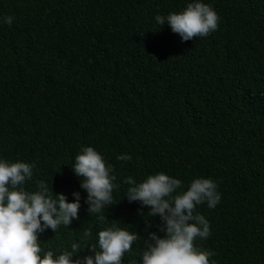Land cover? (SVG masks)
Here are the masks:
<instances>
[{"label": "trees", "instance_id": "obj_1", "mask_svg": "<svg viewBox=\"0 0 264 264\" xmlns=\"http://www.w3.org/2000/svg\"><path fill=\"white\" fill-rule=\"evenodd\" d=\"M188 2L0 0V157L34 164L30 191L44 180L69 201L80 193L78 218L40 234L42 250L95 244L116 224L137 235L122 264H138L164 221L130 202L123 180L162 171L185 187L217 182L216 207L197 206L211 234L194 241L212 264H264V0H204L217 29L181 42L155 16ZM84 146L117 177L98 214L71 167ZM91 254L85 246L71 258Z\"/></svg>", "mask_w": 264, "mask_h": 264}, {"label": "clouds", "instance_id": "obj_2", "mask_svg": "<svg viewBox=\"0 0 264 264\" xmlns=\"http://www.w3.org/2000/svg\"><path fill=\"white\" fill-rule=\"evenodd\" d=\"M13 20L12 16L3 17L8 25ZM218 20L215 9L204 0H189L180 11L155 16L160 28L167 24L181 42L207 37L217 29ZM117 159L127 161L132 157L122 154ZM71 167L87 193L89 213H101L112 204L117 177L112 165L94 147H82ZM33 168L32 163L0 157V264H122L137 235L116 224L98 230L95 244L72 243L70 250L58 253L42 250L40 234L48 229L55 232L78 218L80 193H73L74 199L69 201L44 180L28 190ZM123 183L128 185L125 196L130 202L139 201L151 216L158 215L164 221L160 229L164 234L149 233L138 264H212L210 257L214 254L198 248L194 241L211 234L210 223L197 206L206 203L209 209L216 207L221 199L216 181L196 177L185 187L180 179L161 171L140 181L128 176ZM91 239L92 232L85 231L83 241ZM85 246L92 254L73 260L71 257Z\"/></svg>", "mask_w": 264, "mask_h": 264}]
</instances>
